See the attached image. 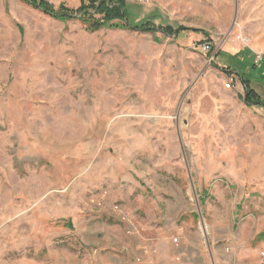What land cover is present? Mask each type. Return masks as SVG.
I'll return each mask as SVG.
<instances>
[{"label": "rangeland", "instance_id": "374dc122", "mask_svg": "<svg viewBox=\"0 0 264 264\" xmlns=\"http://www.w3.org/2000/svg\"><path fill=\"white\" fill-rule=\"evenodd\" d=\"M125 1L0 0V264H263L264 0Z\"/></svg>", "mask_w": 264, "mask_h": 264}, {"label": "trees", "instance_id": "16d2710c", "mask_svg": "<svg viewBox=\"0 0 264 264\" xmlns=\"http://www.w3.org/2000/svg\"><path fill=\"white\" fill-rule=\"evenodd\" d=\"M27 5L39 9L42 12L57 18L59 20H67L77 18L85 25L89 31H97L101 28H132L134 30H158L163 33H176L179 35L184 31H192L198 33L200 30L197 28L177 27L173 28L170 25L155 26L150 22H133L128 18V7L125 0H79V5L76 9H71L65 4L60 3L58 8H54L47 0H21ZM214 50L213 46H209L208 53ZM220 54V50L215 53L213 60ZM263 59V56L261 57ZM260 59V60H261ZM259 62V61H256ZM255 63V61L253 62ZM256 64V63H255ZM252 66V64H251ZM230 69V68H229ZM228 72L227 69H222ZM236 74L239 78L245 79L243 82L245 88V103L251 105H258L264 107V99L253 89L252 83L256 79L249 78V75L244 72H239L237 69ZM246 75V76H244ZM256 83V82H255Z\"/></svg>", "mask_w": 264, "mask_h": 264}, {"label": "crops", "instance_id": "0c3cea01", "mask_svg": "<svg viewBox=\"0 0 264 264\" xmlns=\"http://www.w3.org/2000/svg\"><path fill=\"white\" fill-rule=\"evenodd\" d=\"M220 53H223L222 51H220ZM220 55V54H219ZM218 55V56H219ZM237 55H239V54H237ZM232 56H234V55H232ZM216 59H217V57H216ZM233 64H234V67L233 66H231V67H229L230 69H227L228 71H232L233 72V74H234V76H236L237 74H236V70H234V69H236V67H237V65L239 66V64L237 63V62H233ZM230 65H231V63H230ZM236 65V66H235ZM227 67H225L224 69H226ZM238 70V69H237ZM238 71H242L241 70V67L239 66V70ZM238 76V75H237ZM236 76V77H237ZM238 78H239V76H238Z\"/></svg>", "mask_w": 264, "mask_h": 264}, {"label": "built area", "instance_id": "2783aa9c", "mask_svg": "<svg viewBox=\"0 0 264 264\" xmlns=\"http://www.w3.org/2000/svg\"><path fill=\"white\" fill-rule=\"evenodd\" d=\"M204 48H207L208 49V51H209V46H207V47H204ZM261 59V58H260ZM259 59V60H260ZM256 62V61H255ZM232 80H233V78L231 77V78H229V80H227L226 81V84H225V86L226 87H230V84L232 83ZM262 263L264 264V253L262 254Z\"/></svg>", "mask_w": 264, "mask_h": 264}, {"label": "water", "instance_id": "95a60500", "mask_svg": "<svg viewBox=\"0 0 264 264\" xmlns=\"http://www.w3.org/2000/svg\"><path fill=\"white\" fill-rule=\"evenodd\" d=\"M244 100H245V98H244ZM68 226H71V223H68Z\"/></svg>", "mask_w": 264, "mask_h": 264}]
</instances>
